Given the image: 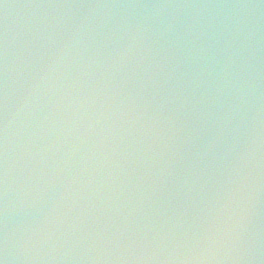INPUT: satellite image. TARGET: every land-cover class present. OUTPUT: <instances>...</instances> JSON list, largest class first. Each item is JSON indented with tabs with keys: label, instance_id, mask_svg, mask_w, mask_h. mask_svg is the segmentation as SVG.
<instances>
[{
	"label": "water",
	"instance_id": "water-1",
	"mask_svg": "<svg viewBox=\"0 0 264 264\" xmlns=\"http://www.w3.org/2000/svg\"><path fill=\"white\" fill-rule=\"evenodd\" d=\"M2 264H264V0H0Z\"/></svg>",
	"mask_w": 264,
	"mask_h": 264
},
{
	"label": "snow or ice",
	"instance_id": "snow-or-ice-1",
	"mask_svg": "<svg viewBox=\"0 0 264 264\" xmlns=\"http://www.w3.org/2000/svg\"><path fill=\"white\" fill-rule=\"evenodd\" d=\"M0 264H2V261H0Z\"/></svg>",
	"mask_w": 264,
	"mask_h": 264
}]
</instances>
